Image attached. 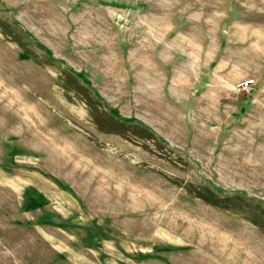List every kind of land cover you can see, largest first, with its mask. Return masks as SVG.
<instances>
[{
	"label": "rangeland",
	"instance_id": "obj_1",
	"mask_svg": "<svg viewBox=\"0 0 264 264\" xmlns=\"http://www.w3.org/2000/svg\"><path fill=\"white\" fill-rule=\"evenodd\" d=\"M162 2L0 0V264H264V0H170L143 70Z\"/></svg>",
	"mask_w": 264,
	"mask_h": 264
},
{
	"label": "crops",
	"instance_id": "obj_2",
	"mask_svg": "<svg viewBox=\"0 0 264 264\" xmlns=\"http://www.w3.org/2000/svg\"><path fill=\"white\" fill-rule=\"evenodd\" d=\"M162 5H159L157 7L153 6L151 11H149V15L146 16L149 20V24L152 25V30H156L157 34L155 38H152L151 34L148 33V42H147V47H143L139 45L136 50L131 49L128 51V57L132 55H136L138 57L137 60L138 62L142 65V69L145 70L147 68H152L151 62L160 64L164 63L167 59L170 58L171 51H172V42L173 43H180L184 37L183 32H179L176 34V36L172 39L171 41V30L169 29V19H171V6H170V0H163ZM213 19V17H212ZM211 19V20H212ZM204 23L206 24V21L204 20ZM166 25V26H165ZM163 29V33L160 34L158 30ZM195 29L200 32L201 34V44L196 43V41L199 42L198 35L193 33L192 35L189 34L187 38L189 39V42H185V44L189 43L191 49H199V45L201 48V51L203 52L204 56L209 55L210 60L207 64V67H210L211 73L209 80H206L204 85H200L202 87L201 92L204 94L211 93L214 94V90L216 93H226L228 90V85H216L214 86V61H216L218 53L215 54L214 56V37L212 33L213 29V23H211V33L209 35V31L207 27L201 26L198 29V25L195 26ZM166 30V32H164ZM101 33V32H100ZM191 36V38H189ZM208 56V57H209ZM156 64L154 65V69L156 68ZM226 61L224 59L220 60L218 62V69L224 68L226 66ZM189 68V65L186 66ZM206 68V65H200L199 69ZM180 77L178 74L175 73L173 78L171 79L172 81L176 82ZM230 80L228 76L222 75L219 76V79L222 81L226 82V79ZM208 81L210 82V86H208Z\"/></svg>",
	"mask_w": 264,
	"mask_h": 264
},
{
	"label": "built area",
	"instance_id": "obj_3",
	"mask_svg": "<svg viewBox=\"0 0 264 264\" xmlns=\"http://www.w3.org/2000/svg\"><path fill=\"white\" fill-rule=\"evenodd\" d=\"M254 84V79H244L238 85L237 88L243 91H249Z\"/></svg>",
	"mask_w": 264,
	"mask_h": 264
}]
</instances>
